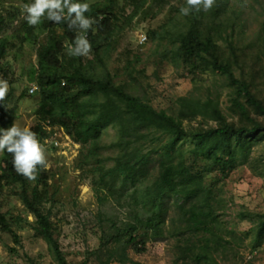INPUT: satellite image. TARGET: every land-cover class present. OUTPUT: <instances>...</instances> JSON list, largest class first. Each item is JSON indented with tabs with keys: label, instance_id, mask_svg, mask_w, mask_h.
I'll return each instance as SVG.
<instances>
[{
	"label": "trees",
	"instance_id": "obj_1",
	"mask_svg": "<svg viewBox=\"0 0 264 264\" xmlns=\"http://www.w3.org/2000/svg\"><path fill=\"white\" fill-rule=\"evenodd\" d=\"M17 1L0 0V78L10 85L7 98L0 102V128L16 122L19 101L38 96L29 128L41 142L55 143L57 133L64 132L81 147L79 167L93 166L92 186L98 198L131 204L125 221L99 219L98 245L91 252L96 263H134L130 249L142 253L149 239L165 236L166 204L173 198L182 224L174 232L177 263L220 264L225 243L204 169L212 165L225 173L264 141V0H256L259 18L250 34L241 0H215L212 9H192L188 15L180 12L186 0H74L89 3L91 11L85 15L98 21L87 32L92 58L68 55L66 45L74 43L77 29L46 18L30 27L21 9L33 0ZM174 1L183 2L176 13L160 30L148 31L154 40L166 43L156 63L181 66L196 87L204 75L220 77L229 88L225 108L221 92L209 90L178 97L168 110L157 109L142 87L147 76L145 68H138L141 56H126L122 66L110 69L114 50L110 46L125 26L144 21L140 18L155 19ZM26 43H38L36 75L29 80L35 91L30 94L27 87L15 98L12 67ZM61 81H67L66 86ZM110 129L112 142L104 144L103 135ZM109 149L115 152L111 158L104 154ZM12 159L7 151L0 157V200L11 188L34 217L35 236L46 243L55 262L72 264L47 208L57 202L50 193L53 170L40 169L31 181L16 172ZM198 161L203 168L193 166ZM7 215L0 212V231L19 245ZM253 222L260 241L264 212Z\"/></svg>",
	"mask_w": 264,
	"mask_h": 264
},
{
	"label": "rangeland",
	"instance_id": "obj_2",
	"mask_svg": "<svg viewBox=\"0 0 264 264\" xmlns=\"http://www.w3.org/2000/svg\"><path fill=\"white\" fill-rule=\"evenodd\" d=\"M241 2L245 3L243 18L249 24L246 30L250 34L256 28L259 18L258 6L256 0ZM6 3L18 1L6 0ZM180 3L183 2L174 1L155 19L140 18L144 21H134L130 26L126 25L125 30L110 46L111 51L114 49L109 61L110 69L122 66L126 56H141L138 68H145L147 76L142 87L157 109L168 110L178 97L203 95L209 90L214 93L221 92V102L225 108L229 88L220 77L213 79V76L204 75L205 80H201L196 87L181 66L170 62L158 66L156 63L166 43L160 44L159 40L149 36L148 31L160 30V26L176 13ZM130 12L129 8L126 14ZM143 37H146V40L141 43ZM37 48L38 43H26L23 52L15 55L12 67V77L16 81L12 86L15 98L27 87L35 86L31 85L29 80L36 75ZM91 56L92 53L88 57L92 58ZM9 57L12 58L13 53ZM262 89L264 93V88ZM38 102V96L19 101L17 105L19 117L15 123L21 127H30L35 121L34 113ZM13 104L14 101L11 105ZM112 138L113 131L110 129L103 135L104 144H110ZM56 140L55 145L53 140L42 142L46 143L48 148V169H52L54 173L53 179L49 181L50 193L57 201L47 204V208L51 209V219L58 229L61 248L68 261L72 264H97L91 252L98 245L95 231L99 219L113 217L125 221L129 219L133 207L128 202L119 204L112 198L101 201L92 186L93 166L90 164L89 167H79L77 163L80 145L74 143L64 132H58ZM104 154L111 158L115 152L109 149L104 150ZM1 155L2 153L0 157ZM108 164L112 165V161ZM193 166L203 168L204 164L198 161ZM204 170L205 184L215 195L214 206L220 216L225 243V252L219 254L218 262L264 264V238L258 241L253 222L264 212V141L255 145L247 158L239 157L235 167L225 173L212 165L205 167ZM166 205L169 208V217L165 226V236L157 240L149 239L142 253L130 249V257L134 262L131 264H179L176 261L177 238L174 232L182 225L179 221L181 211L175 207L173 198L169 199ZM0 212L7 213L12 218L11 223L20 240V244L16 245L11 235L0 231V264H34L35 261L42 264H57L46 243L35 236L34 217L9 187L0 200Z\"/></svg>",
	"mask_w": 264,
	"mask_h": 264
},
{
	"label": "clouds",
	"instance_id": "obj_3",
	"mask_svg": "<svg viewBox=\"0 0 264 264\" xmlns=\"http://www.w3.org/2000/svg\"><path fill=\"white\" fill-rule=\"evenodd\" d=\"M186 3L187 6L180 9L183 15H188L192 9L199 12L201 7L204 11H208L214 6L215 0H186ZM21 11L26 14L24 18L30 27L40 24L42 19L46 18L58 24L64 21L69 29H77L74 43L66 45L67 53L76 57L90 55L92 44L87 32L98 21L85 15L91 11L89 3L74 2V0H33L32 3L23 4ZM66 84L67 81H61V86ZM9 91V82L0 78V102L7 98ZM5 151L12 155L16 172L28 180H36L39 170H47L49 167L46 143H42L38 134L29 127H21L13 123L7 129L0 128V153Z\"/></svg>",
	"mask_w": 264,
	"mask_h": 264
},
{
	"label": "built area",
	"instance_id": "obj_4",
	"mask_svg": "<svg viewBox=\"0 0 264 264\" xmlns=\"http://www.w3.org/2000/svg\"><path fill=\"white\" fill-rule=\"evenodd\" d=\"M145 40H146V37H143V38H141L140 42H141V43H144ZM34 91H35V88H32V89L30 90L31 93H33ZM55 144H57V142H55L54 145H55Z\"/></svg>",
	"mask_w": 264,
	"mask_h": 264
}]
</instances>
